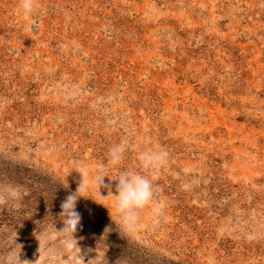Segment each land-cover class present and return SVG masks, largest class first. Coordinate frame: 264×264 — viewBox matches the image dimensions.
Listing matches in <instances>:
<instances>
[{"label": "rangeland", "instance_id": "1", "mask_svg": "<svg viewBox=\"0 0 264 264\" xmlns=\"http://www.w3.org/2000/svg\"><path fill=\"white\" fill-rule=\"evenodd\" d=\"M38 3L25 20L0 0V257L264 264V0ZM121 143L125 167L169 153L162 214L133 232L112 196ZM83 178L80 224L63 231Z\"/></svg>", "mask_w": 264, "mask_h": 264}, {"label": "clouds", "instance_id": "2", "mask_svg": "<svg viewBox=\"0 0 264 264\" xmlns=\"http://www.w3.org/2000/svg\"><path fill=\"white\" fill-rule=\"evenodd\" d=\"M39 8L38 0H19L17 13L22 14L25 20L33 18ZM126 144H115L108 152V163L113 168H119V174L115 180L108 176H101L97 183L103 185L105 177L116 181L115 211L120 218L123 228L128 232L136 231L141 227V214L145 209L151 208L154 215L162 214L159 206H154L156 201V189L154 180L158 173L166 168L169 163V153L162 148L139 151L136 154V164L133 167H125ZM83 177V176H82ZM87 189L86 181L81 184L74 193L69 194L61 204V217L65 228L71 227L74 232L80 224L81 216L76 210L77 201L84 197L81 193ZM111 216V213H110ZM20 253H9L0 257V264H22ZM24 264V262H23Z\"/></svg>", "mask_w": 264, "mask_h": 264}]
</instances>
